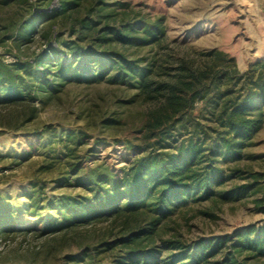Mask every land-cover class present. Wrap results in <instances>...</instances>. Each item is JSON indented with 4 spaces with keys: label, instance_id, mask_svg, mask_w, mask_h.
I'll list each match as a JSON object with an SVG mask.
<instances>
[{
    "label": "trees",
    "instance_id": "trees-1",
    "mask_svg": "<svg viewBox=\"0 0 264 264\" xmlns=\"http://www.w3.org/2000/svg\"><path fill=\"white\" fill-rule=\"evenodd\" d=\"M58 1V9L31 17L18 38L21 45H27L40 28L47 49L35 56L32 63L18 61L11 66L0 63V108H25L19 124L18 114L11 112L0 128L14 132L30 123L37 111L32 101H39L38 97L51 98L69 84H93L104 79L135 89L134 98L148 107L141 128L143 145L129 146L140 151L122 168L119 177L104 164L83 168L71 163L73 182L65 178L61 183L74 184L85 195L64 196L53 202V209L61 218L59 224L47 226L49 233L77 238L75 249L61 259L63 263L264 261V226L190 242L180 236L165 238L164 232L175 212L190 204L216 199L238 202L255 192L264 193V188H257L264 181V175L259 173L247 174L246 184L225 190L226 183L243 171H227L222 166L241 159L243 150L264 122V73L259 72L256 77L247 75L244 87L235 94L231 88L237 85L233 78L234 64L221 52L180 59L165 53L157 60L141 64L139 60L128 59L118 48L164 49V29L159 21H146L120 2L110 6L109 0ZM57 21L58 28L66 31L67 40H61L63 36L56 32ZM30 67L36 83L33 93L27 81L17 82L21 79L19 71ZM254 67L262 69L264 64ZM211 92L214 96L209 100L208 113L217 126L210 130L215 134L213 144L204 147L205 140L199 137L205 131L199 123L192 125L195 139L178 142L177 138L188 127L187 116L195 103L206 100ZM81 140L69 133L56 144L64 146L67 158L77 161L75 150ZM30 208L34 213L37 202ZM98 225H105L104 230L93 231ZM84 229L87 231L82 233Z\"/></svg>",
    "mask_w": 264,
    "mask_h": 264
},
{
    "label": "rangeland",
    "instance_id": "rangeland-1",
    "mask_svg": "<svg viewBox=\"0 0 264 264\" xmlns=\"http://www.w3.org/2000/svg\"><path fill=\"white\" fill-rule=\"evenodd\" d=\"M115 2L129 5L130 11L146 21H159L164 29V49L118 48L128 59L145 64L165 53L180 59L221 52L234 64L233 78L237 85L231 88L235 94L244 87L247 75L256 77L259 72L264 73V68L254 67L264 64V0L107 1L109 5ZM58 7V0H0V63L4 66L18 61L32 63L35 56L46 50L48 46L40 36V28L27 45L18 41L20 30L31 17ZM56 26V32L63 36L61 40H67L64 28H58L59 21ZM32 70L30 67L19 71L21 79L17 80L27 81L32 86L30 93L36 85ZM135 94V89L107 79L93 84H69L51 98L33 100L35 117L20 130L0 128V264H64L61 259L75 249L77 238L49 233L48 224H59L61 218L56 215L53 202L64 196L82 197L85 191L61 182L65 178L73 182L70 165L75 162L83 168L104 164L111 173L120 176L122 168L140 151L129 146H141L144 142L141 128L148 107L134 98ZM212 96L211 92L206 100L195 103L187 116L188 127L177 138L178 142L195 139L192 125L199 123L205 131V136L199 137L205 140L204 147L213 144L215 134L210 130L217 126L208 113ZM23 110L19 106L0 108V124L5 125L8 120L4 118L12 113L18 114L19 124ZM107 120L112 122L106 123ZM69 133L82 139L75 150L77 161L67 158L64 146L56 144ZM222 166L227 171H243L226 183L225 190L246 184L247 174L264 175V122L243 150L241 159ZM261 187L264 188V181L257 188ZM34 202L38 209L32 213L30 206ZM261 226H264L262 191L238 202L216 199L190 204L175 212L164 232L165 238L180 236L190 242L231 236L244 228ZM104 228L105 225H98L92 230L101 232ZM84 231L87 230L81 232Z\"/></svg>",
    "mask_w": 264,
    "mask_h": 264
}]
</instances>
